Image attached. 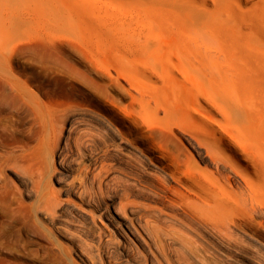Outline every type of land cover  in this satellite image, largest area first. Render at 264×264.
I'll list each match as a JSON object with an SVG mask.
<instances>
[{
    "label": "rangeland",
    "instance_id": "374dc122",
    "mask_svg": "<svg viewBox=\"0 0 264 264\" xmlns=\"http://www.w3.org/2000/svg\"><path fill=\"white\" fill-rule=\"evenodd\" d=\"M11 80L44 110L108 111L143 130L158 103L175 131L220 145L242 177L264 179V0H0V93L9 104ZM139 93L151 104L133 99ZM154 142L159 156L167 139L157 133ZM230 206L240 238H211L207 264H264V212L247 223L248 206Z\"/></svg>",
    "mask_w": 264,
    "mask_h": 264
},
{
    "label": "bare ground",
    "instance_id": "6f19581e",
    "mask_svg": "<svg viewBox=\"0 0 264 264\" xmlns=\"http://www.w3.org/2000/svg\"><path fill=\"white\" fill-rule=\"evenodd\" d=\"M9 85L11 104L0 93V264H207L211 238H240L230 202L248 206L247 223L263 216L259 173L242 177L220 145L175 131L158 103L143 130L108 111L44 110L26 86ZM157 133L167 142L154 156ZM257 158L264 165V152Z\"/></svg>",
    "mask_w": 264,
    "mask_h": 264
}]
</instances>
